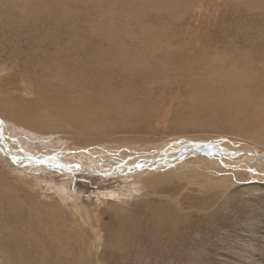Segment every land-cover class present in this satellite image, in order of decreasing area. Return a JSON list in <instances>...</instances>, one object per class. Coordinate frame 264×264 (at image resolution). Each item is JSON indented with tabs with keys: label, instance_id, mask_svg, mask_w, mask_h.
Returning a JSON list of instances; mask_svg holds the SVG:
<instances>
[{
	"label": "bare ground",
	"instance_id": "bare-ground-1",
	"mask_svg": "<svg viewBox=\"0 0 264 264\" xmlns=\"http://www.w3.org/2000/svg\"><path fill=\"white\" fill-rule=\"evenodd\" d=\"M165 2H169V0ZM144 3L148 4L146 1ZM50 7L52 8L49 6L48 10L39 6L26 5L19 8L14 16L9 14L10 10L4 15L5 20L9 14V20H7V27L0 38V116L8 120L10 125H20L23 129L36 135L52 133L56 139L58 137L57 140L65 139L70 144L77 145L79 150L76 151L86 160V163L85 166H83V162L82 164H70L69 166H73L69 167L70 171H96L93 170L95 167L93 163L99 164V159H95L93 156L95 152L113 159L121 158L119 164L121 169L134 163V175L138 177L137 183L140 186L137 193L128 194L131 191L129 190L127 195H124L128 198V202H137L136 199H138L137 203L148 205L152 202L153 197L162 200L161 195L157 194L155 190L165 189L173 184L179 185L183 191L190 190L204 194L215 192L220 186L218 188L223 190V196H228L230 190L237 187L235 182L245 183L249 178L253 180L262 178V175L257 171L264 168V161L255 167L252 163H245L243 160L249 156L264 160V66L257 62L264 61V52L256 53L252 58L246 54L250 51L242 49L246 46L245 43L233 46L234 49L231 51L228 50L231 55L227 50H215V46L221 49L229 48L231 44L228 45L227 41L213 43L210 50H201V43L195 44L190 41H185L187 49H184L186 46H183V42H173L172 40H163L162 43L157 41L156 43V40L154 41L152 38L151 42L149 39L135 42V37H133L135 34L129 35L125 30L123 33L127 38L121 39L119 34L104 37L105 47L103 48L102 41L92 39L91 33L94 31V26L96 29L98 28L95 24L89 26L87 30L85 28L80 30L82 36L80 34L81 38H77L76 23L66 22L63 17L61 19V15L53 14ZM135 7L137 8V6ZM75 16L77 15L74 11L68 10L67 17L69 19ZM62 23L64 24L59 25ZM82 26L86 27L85 24ZM16 27L18 34L10 36ZM60 27H64V34L61 33ZM138 29H142L141 26ZM107 33L109 32L107 31ZM151 34L153 36V33ZM48 35H50V40H47ZM161 36L163 35L161 34ZM57 37H62L65 40L62 46L54 43ZM1 42L3 43L1 44ZM50 43H53L55 49L51 55L44 50V47ZM219 52L227 56L219 55ZM27 53L29 57L39 55L40 58L36 63L35 61L19 60L27 58ZM125 54H129V56H124ZM228 55L230 56L228 57ZM237 55L241 56L236 57ZM192 56L199 62L192 64L189 67L191 73L189 71L188 73L192 75V71L198 69L197 71L201 72L199 81L195 84L191 83L189 87L186 84L187 87L182 88L183 93L180 95L182 99L180 102L174 103L173 97L179 96V94L177 91L173 96L172 91L176 88L175 82L161 81V79L170 80L163 73L166 71L163 62L165 59L178 62L176 67H169L174 69V73L170 72L171 70L169 72L174 74L176 82L181 81L182 83L186 76L183 72L180 74L178 72L187 69L186 65L189 63L183 61L188 62L187 58ZM230 57L232 58L230 59ZM192 59L194 58L192 57ZM150 60L156 62H149ZM254 62L255 65H250ZM14 73L15 78L12 77ZM26 80L32 81L31 87L28 84L29 91L27 92L24 91ZM186 83L189 84L190 80ZM127 84L132 86V90L122 92L121 87ZM227 84L229 85L227 86ZM116 85L120 88H117ZM169 94L172 97L164 98ZM29 98H34L36 101L29 103ZM208 110L223 122V125L226 126L224 131L199 134H189L186 131L165 136L158 135L157 131L152 130L156 128L154 123L164 124L169 121L181 123L185 117H189V122L192 120L193 126H196L203 121L201 114ZM187 124L190 126L189 123ZM180 127L184 129L186 125ZM46 140L47 138L39 137L34 143L42 142L45 145L47 144ZM16 142L19 141L16 139ZM6 148L8 150L4 142L0 140V150L4 151ZM12 148L15 149L14 146ZM27 149L30 151V148ZM32 149L41 155L36 147ZM234 151H241L242 155L238 158L234 157L236 159L228 156ZM10 157L22 168H27L26 174L41 168L35 164L38 162L37 157L36 159H31L29 155L16 159L13 156ZM81 157L77 159L78 162L82 161ZM151 159L152 162L154 160L153 167H142L146 160L150 162ZM106 164L109 169L107 168V172L103 173L109 174L108 172H110L113 176V166H110L107 161ZM141 169H148V171L143 173ZM116 173L118 175L126 174L117 171ZM110 174L106 176H110ZM72 175L75 177L77 173ZM24 177L27 179L28 175L27 177L24 175ZM74 177L72 178L75 179ZM0 181L4 183H0V193H2L0 202L6 193H4V189L8 185L16 199L18 192L11 189L10 184L6 185L5 180L3 181L1 177ZM44 183L51 189H55V185ZM12 188L16 189L14 186ZM6 194V201L11 200L9 198L11 195ZM164 198L168 200V204H161V200H159L156 206L153 205L154 210L152 211L157 218L161 219V213L173 216L174 211L172 212L171 209H180L178 203L180 200L184 201L185 196H177L175 198L177 201H174L170 196H164ZM69 199L67 203L70 207L67 206L65 217L63 212L58 211V208H52L50 202L48 205L39 207V212L44 215H46V211L50 212L48 215L50 221L38 220V222H34L30 213L28 216L20 214L18 217L17 211L13 213L17 215L18 220H14L12 215L10 221L17 224L25 223L26 230H31V234L36 232L35 227L32 228L31 225L40 226L37 229L43 233L37 231L32 239L37 243L36 251L42 249L46 244L44 234L51 240L52 234L46 233L48 226L52 224L55 231H64L67 227L69 234H73L77 226L80 230L83 229L84 233L91 232L94 227L88 219L85 205H82L76 194H72ZM13 201L15 202V200ZM16 203V207L22 205L21 201ZM107 204H113V202H107ZM106 207L123 212L122 208L110 205H106ZM0 210H3L1 206ZM30 210L38 215L37 207H30ZM5 214L0 212V220L3 221ZM61 220H63L62 223L59 222ZM161 223L162 221L159 220L158 224ZM83 226H86V230ZM10 227L11 224L8 222L6 230L8 228L11 230L12 227ZM96 234L91 236V239L95 238L99 242L100 235ZM150 234L152 236V233ZM139 239L144 241L141 236ZM27 240L30 238L28 237ZM68 241L70 243L72 241L70 235H68ZM148 241L152 240L148 239ZM117 242L118 240L115 244ZM106 245L112 247L111 239L107 240ZM120 246H123L122 241H120Z\"/></svg>",
	"mask_w": 264,
	"mask_h": 264
},
{
	"label": "rangeland",
	"instance_id": "rangeland-1",
	"mask_svg": "<svg viewBox=\"0 0 264 264\" xmlns=\"http://www.w3.org/2000/svg\"><path fill=\"white\" fill-rule=\"evenodd\" d=\"M51 1L0 0V38L7 27L9 14L14 16L19 8L26 5L39 6L46 9L52 6L53 9L50 7V11L52 10L53 14L61 15L60 18L62 19L63 17L66 22L76 23V29L78 30L76 32L77 38H81L83 28L87 30L89 26L95 24L98 28L96 29L94 26V31L91 33L92 39L102 41L101 45L103 48L105 47L103 42L104 37L119 34V38H127L125 37V33H123L125 30L129 35L135 34L133 36L135 37V42H142L146 39H149L151 42L153 41L152 38L154 41L156 40V43L157 41L158 43H162L163 40H172L173 42H183V46H186L184 49H187L186 42L190 41L195 44L201 43V50H210L213 43L227 41L228 45L231 44L229 48H224V50L215 46V50H227L228 54H230L229 51L234 49L233 46L245 43L247 48L244 46L242 49L250 51L249 53L251 54L248 52L246 54L252 58H254L256 53L264 52V0H169V2L171 1L170 3L165 2L168 0ZM145 1L148 4L144 3ZM9 10L8 17L4 20V15ZM68 10L74 11L77 16L69 19L67 17ZM124 13L126 14L124 15ZM123 15L124 17L121 18ZM84 24L86 27L82 26ZM140 26L142 29H138ZM60 30L64 34V27H60ZM151 33H153V36H151ZM158 33H161L163 36ZM17 34L18 28L16 27L10 36H16ZM74 35L76 36V34ZM94 36L95 38H93ZM47 37V40H50V35ZM64 42L65 40L62 37H57L54 40V43L58 46H62ZM247 43H250V45H247ZM52 44L50 43L44 47V50L49 55L55 52ZM218 54L224 55L222 52ZM26 56L27 58H20L19 60L35 61L36 63L40 58L39 55L29 57L28 53ZM124 56H129V54H125ZM238 56L241 55H237L236 57ZM192 57L187 58L188 62L183 61L189 63L186 65L187 69L178 72V74L183 72L186 76L182 80V83L181 81H175L174 74H172L174 73V69L169 68L172 66L176 67L178 62L175 60L173 62L172 59H165L163 62L167 71L163 73L170 80L161 79V81L175 82L176 88L172 93L173 96L177 91V94H179V96L173 97L172 101L174 103H178L182 99V96H180L183 93L182 88L189 87L191 83L195 84L199 81L201 72H198V69L192 71L193 76L189 75L191 73L189 67L199 62L197 58ZM149 62L156 61L150 60ZM257 62L262 63L264 66V61ZM250 65H255V62ZM240 70L242 69L240 68ZM12 77L15 78V73ZM189 80L190 83H186ZM31 82L29 80L25 81V92L29 91L27 87ZM186 84L187 86H185ZM131 90L132 86L129 84L121 87L122 92H129ZM166 91L168 92L169 89ZM166 97L170 98L172 95L169 94L164 98ZM35 101L34 98H31L29 103H34ZM201 117L203 118L202 123L196 124V126H193L192 120L189 122V117H185L183 119L184 123L181 122L182 124L173 121L164 124L154 123L157 129L154 128L152 130L157 131L156 134L158 135L168 136L174 135L173 133L186 131L189 134L224 131V128H226L218 117L209 113V110L202 113ZM185 125L186 128L181 129L180 126ZM21 128L22 126L20 125H10L8 120L0 116V140L4 142V145L9 150V152L7 148L4 150L5 152L0 150V177L3 181L5 180L6 185L10 184L11 189L18 192L17 198L14 199V194H12L8 185L5 187L4 193L6 192L7 194H5L8 196L11 195L9 196L11 200L6 201L4 194L3 200L0 202L1 208L3 210L6 209L5 211L0 210V212L6 213L3 221L0 220V264H264V168H261V171H257L262 175V178H259L260 180L249 178L245 183H241L240 181L235 182L234 184L237 187H233L228 196H223V190L218 188L220 186L217 187L215 192L204 194L190 190L183 191L179 185L173 184L172 186H167L165 189L158 188L155 190L157 194L161 195L162 200L161 198L157 199L153 197L152 202L146 205L141 202L137 203L138 199H136L137 202H128V198L124 196L127 195L126 193L129 190L131 191L128 194L139 191L138 177L134 175V163H130L128 167L125 166L124 169H121L119 167L121 158L113 159L110 156H104L95 152L93 156L95 159H99V164L93 163L95 166L93 170L96 171H70L69 167H73L69 166L70 164H82L83 162V166H85L86 163V160L78 155L76 151L79 150L76 147L77 145L70 144L65 139L57 140L58 137L56 139L52 133H40L36 135L29 130ZM39 137L47 138V144L43 145L44 143L42 142L35 144L37 142L36 139ZM15 138L20 143L16 142ZM12 141L14 142L12 143ZM11 146H14L15 149ZM34 147L43 156L35 153L32 149ZM27 148H30V151ZM74 152L75 154H73ZM240 152L234 151L228 156L236 159L242 155ZM9 155L15 159L24 155H29L31 159H36L37 157L36 160L38 162L35 164L41 166V168H39L40 170L35 169L33 173L26 174L27 171L25 170L27 168H22ZM80 157L82 161L78 162L77 159H80ZM106 161L114 168L115 173L113 172V176L110 172H108L110 176H106L109 174L103 173L107 172L108 165ZM261 161L264 160H258L253 156H249L243 160L245 163H252L255 167ZM32 162L34 163V161ZM145 162L142 166L144 168H146L145 166L153 167L154 165V160L152 162V159L150 162H147V160ZM116 171L126 174L118 175ZM141 171L144 173L148 169H141ZM75 173L77 175L74 177L72 174ZM24 175L26 177L28 175V180ZM44 182L55 185V189H51ZM0 183L4 184L2 181ZM203 183L205 182L203 181ZM13 186L16 189L12 188ZM72 194H76L82 205H85L88 219L94 227L91 232L87 231V233H84L83 229L80 230L77 226L74 233L69 234L67 233L69 232L67 227H65L64 231H55L52 224L48 226V232L46 233L52 234L51 240L44 234L46 244L42 249L36 251L35 246L37 243L32 239L35 237L37 231H41L37 229L40 226L31 225L32 228L35 227L36 231L31 234V230H26L25 223L17 224L10 221L12 215L14 220H18L16 215L18 213V217L20 214L28 216V213H30V217L33 218L32 221L34 220V222H38V220L50 221L48 218L49 211H46V215L39 212V207L48 205L50 202L51 207L58 208V211L63 212L65 217L67 214L66 210H68L67 206H69L67 201ZM177 194L185 196V198L183 199L184 201L180 200L178 203L180 209H175L174 207V209H171L175 213H173V216H167L166 214L164 216L161 213V219L152 213L154 206L157 205L159 200H161V204H168V200L164 196H170L174 201H177L175 199L179 196ZM19 201L22 202V205H18L22 210L20 207H16V202ZM107 202H113V204H107ZM124 203L126 204L125 206ZM106 205L122 208L123 212L118 209H109ZM30 207H37L38 215L32 212ZM13 212L16 214L14 215ZM159 220L162 221L160 225L158 224ZM8 222L11 224V230L9 228L6 230ZM59 222L62 223L63 220ZM83 227L86 230V226ZM41 232L43 233V231ZM150 233H152V236ZM95 234L100 235L98 237L99 242L95 238L91 239V236H95ZM68 235H70V239L73 242L71 241L70 243L68 241ZM27 236L30 240H27ZM139 236L144 241L139 239ZM109 239H111L112 247H107L106 245ZM148 239L152 241H148ZM117 240L118 242L115 244ZM145 240L147 241L146 243ZM120 241H122L123 246H120ZM31 242L33 243L31 244Z\"/></svg>",
	"mask_w": 264,
	"mask_h": 264
}]
</instances>
